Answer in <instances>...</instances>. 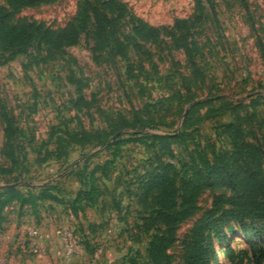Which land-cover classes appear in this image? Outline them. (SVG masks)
I'll return each mask as SVG.
<instances>
[{"label": "rangeland", "instance_id": "1", "mask_svg": "<svg viewBox=\"0 0 264 264\" xmlns=\"http://www.w3.org/2000/svg\"><path fill=\"white\" fill-rule=\"evenodd\" d=\"M106 1L15 11L0 0L9 27L55 36L87 3L111 20L102 40L90 15L78 44L59 49L0 40V200L25 199L0 211V264H148L150 243L167 235L146 192L152 174L179 193L213 170L264 183V0ZM80 191L94 193L78 200ZM221 196H234L221 180L199 193L174 230L171 264H184ZM209 223V264H264V220H246L248 235L223 212ZM60 227L76 238L71 258Z\"/></svg>", "mask_w": 264, "mask_h": 264}, {"label": "trees", "instance_id": "2", "mask_svg": "<svg viewBox=\"0 0 264 264\" xmlns=\"http://www.w3.org/2000/svg\"><path fill=\"white\" fill-rule=\"evenodd\" d=\"M9 5L15 11L26 7H35L38 5L48 4L56 0H8ZM210 6H211V1ZM123 5L116 0H108L102 3L103 7ZM98 9L92 3L87 5L80 12L75 24L70 26L62 34L55 36L41 26L29 24L21 28L9 27V13L0 11V40L12 47L27 44L29 41L38 38L44 44L55 49L74 46L78 44L80 35L86 30L87 24L91 19L90 15L96 22L99 38L104 40L105 27L110 24V18L105 13H98ZM103 15V16H101ZM155 31H153L154 33ZM152 35V32L149 33ZM14 132L11 122L7 124L6 136L9 140ZM83 137L81 140H84ZM96 168L94 172H98ZM228 182L234 196H221L216 198L213 203L212 211L208 213L200 222L197 223L193 230L192 241L186 248L184 264H209L210 256L215 255L213 243L207 239L206 230L209 228V221L220 213H224L235 219L240 225L244 235L249 232L246 229V220L261 219L264 220V183L260 181L255 174L239 179L227 172L218 173L209 171L205 174H198L195 178L187 181L180 193L176 188V182L166 174H152L146 186L147 194L151 195L153 204L154 221L164 225L167 228V235L158 238L150 243L148 249V264H171L166 251L174 242V230L177 226L192 216L197 210V197L205 189L218 184L219 181ZM80 191L77 199L93 195V191ZM86 199V198H85ZM14 201H24L25 199L18 195H9L0 200V211L5 206ZM225 207H229L225 211ZM255 236L259 235L258 231H253ZM217 258V257H215Z\"/></svg>", "mask_w": 264, "mask_h": 264}, {"label": "built area", "instance_id": "3", "mask_svg": "<svg viewBox=\"0 0 264 264\" xmlns=\"http://www.w3.org/2000/svg\"><path fill=\"white\" fill-rule=\"evenodd\" d=\"M31 235L32 237L38 236V231H32ZM56 235L64 255L71 258L77 250V241L72 231L67 227H60Z\"/></svg>", "mask_w": 264, "mask_h": 264}]
</instances>
